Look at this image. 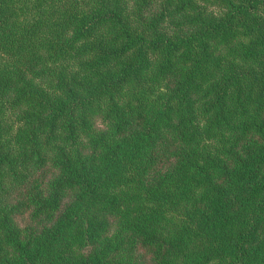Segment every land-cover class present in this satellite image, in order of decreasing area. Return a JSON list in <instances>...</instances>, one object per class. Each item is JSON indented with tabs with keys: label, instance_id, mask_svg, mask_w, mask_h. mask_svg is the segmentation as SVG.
Returning <instances> with one entry per match:
<instances>
[{
	"label": "trees",
	"instance_id": "obj_1",
	"mask_svg": "<svg viewBox=\"0 0 264 264\" xmlns=\"http://www.w3.org/2000/svg\"><path fill=\"white\" fill-rule=\"evenodd\" d=\"M0 264H264V0H0Z\"/></svg>",
	"mask_w": 264,
	"mask_h": 264
}]
</instances>
